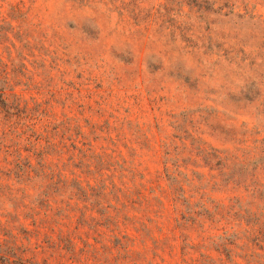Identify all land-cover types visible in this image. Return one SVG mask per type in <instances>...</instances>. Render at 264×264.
Here are the masks:
<instances>
[{
    "label": "rangeland",
    "instance_id": "1",
    "mask_svg": "<svg viewBox=\"0 0 264 264\" xmlns=\"http://www.w3.org/2000/svg\"><path fill=\"white\" fill-rule=\"evenodd\" d=\"M0 91V264H264V0H0Z\"/></svg>",
    "mask_w": 264,
    "mask_h": 264
},
{
    "label": "trees",
    "instance_id": "2",
    "mask_svg": "<svg viewBox=\"0 0 264 264\" xmlns=\"http://www.w3.org/2000/svg\"><path fill=\"white\" fill-rule=\"evenodd\" d=\"M16 108H18V104L16 103V101L12 100L11 96H9V99L4 97L2 92L0 91V119H1L2 123H5V126H7L9 129L11 128L14 130H19L17 128V125L22 124V123L25 125L26 129H29V130L32 129V126H33L32 123L28 124V122H23V121L18 120L16 118V112L13 111V110H16ZM17 133L21 134L19 132H17ZM22 133H23V131H22ZM35 139H37V137ZM49 140L44 139L46 147L47 146H50V147L57 146L54 144V142H51ZM60 148H61V146H60ZM61 150H62V148H61ZM57 152H60V151H57ZM80 152H81V158H79L78 160H79V162H81V161L84 162V160L86 158L85 157V151L81 150ZM36 156H38V159L36 160L35 164H37L39 166H45V165L47 166V164H45V162L42 160L43 152L36 153ZM24 159H25V157L23 158V160ZM24 168H25V166H24ZM41 168H42V170H41L42 171V178L44 180H46V178L47 179H54V177L57 176V180H59L61 182L65 181L62 177L63 175L61 173V168L59 169V165H56V169H53L50 167L52 170V173L50 172L51 170L48 167H41ZM48 173H50L49 176H48ZM79 182H80V180H79ZM86 186L88 188H93L92 186L88 185L87 183H86ZM111 186H114V185L112 184ZM80 188L83 189V187L81 185H80ZM104 188H106V187H104Z\"/></svg>",
    "mask_w": 264,
    "mask_h": 264
}]
</instances>
